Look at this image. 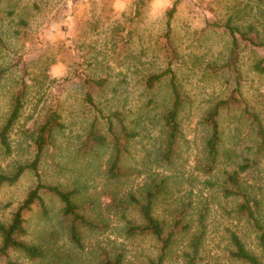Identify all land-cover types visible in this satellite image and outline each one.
I'll return each instance as SVG.
<instances>
[{"label":"rangeland","instance_id":"374dc122","mask_svg":"<svg viewBox=\"0 0 264 264\" xmlns=\"http://www.w3.org/2000/svg\"><path fill=\"white\" fill-rule=\"evenodd\" d=\"M139 1L0 0V69H6L0 77V124L20 77L28 84L27 100L10 133L11 153L5 155L0 150V171H10L16 163L33 159L31 133L46 108L57 107L65 127L42 157V179L78 187L80 199L89 207L84 212L97 223L81 233L82 248L75 246L68 238V221L60 214V202L43 193L47 214L33 205L24 215L23 238L45 247L50 244L52 252L60 248L72 264H100L116 251L123 254L122 264H148V259L156 256L159 243L150 236L127 234L123 217L140 221L136 210L124 211L110 203L111 193H117L120 200L128 193L140 199L148 175L155 172L168 175L166 192L156 202V214L171 218L185 205L183 223L191 226L176 234L164 264H186L183 254L190 251L191 233L197 229L198 211L203 207L206 232L194 264H245L230 254V231L236 232L264 263L257 231L235 213L239 199L225 197L223 190L230 186L226 171L237 169L245 159L255 160V130L243 106L256 112L264 126V71L254 68L263 56L261 50L243 45L239 52L242 101L240 107L224 109L220 115L223 140L218 163L210 173L203 169L202 151L208 136L203 117L234 87L232 76L217 68L228 54L229 37L221 27L207 23L223 22L232 11L243 19L258 15L263 23L264 5H257L255 0H180L171 20L173 57L165 32L166 11L174 0ZM167 67L174 71L184 97L178 156L170 166L158 161L161 113L170 103L169 81L163 77L153 88L146 86L148 75ZM84 78L105 80L101 86L88 88L96 105L105 112L122 111L128 129L137 133L126 143L124 167L129 174L118 189L107 174L110 137L102 146L82 147L84 132L94 117L83 102L87 90ZM103 122L100 130L105 134ZM256 161L239 177L259 198L264 231V154ZM34 184L33 173L25 172L16 183L0 186L1 221H9ZM8 254L0 264H8V259L19 264H53L48 255L32 260L18 251Z\"/></svg>","mask_w":264,"mask_h":264},{"label":"trees","instance_id":"16d2710c","mask_svg":"<svg viewBox=\"0 0 264 264\" xmlns=\"http://www.w3.org/2000/svg\"><path fill=\"white\" fill-rule=\"evenodd\" d=\"M180 0H174L166 11V32L165 39L167 49L170 54L175 57L176 51L171 42V20L174 17ZM257 5H264V0H255ZM139 2H142L139 1ZM137 3V5L139 4ZM138 11V7L137 10ZM253 16V15H252ZM209 27H221L229 37V51L225 60L218 65V69L222 72H228L233 80L234 87L226 98L218 100L211 108L207 110L203 117V122L207 126L208 136L204 140L203 145V169L206 173H210L217 165L220 155V146L222 144V129L220 125V115L224 109L240 107L242 99L239 97L242 86V77L239 67V52L243 45L257 48L263 52L254 64V68L262 72L264 71V22H260L258 15L250 18H239L237 11L229 12L223 22L213 21L207 23ZM6 71L5 68L0 69V77ZM163 77L167 78L170 85V103L161 113L162 141L158 149V161L161 164L172 165L174 158L178 156L177 146L179 138L182 134V125L180 120V112L183 106V94L179 90L175 73L170 67L159 73H153L147 76L146 86L153 88L156 82ZM17 89L12 93L11 104L6 113L3 122L0 124V150L5 154L11 153L10 133L19 119L24 104L28 97V84L24 78L20 77ZM104 79L84 78L83 83L86 87L84 93V104L90 111L94 112V117L90 121L82 138V147L102 146L110 139L111 152L108 160L107 174L110 180H115V189L119 188L122 180L128 176V170L124 167V155L127 152V142L132 140L137 133L130 131L126 125L124 114L120 110L104 111L99 108L88 90L92 85L101 86ZM243 111L250 118L252 127L255 130V160L245 161L238 165L237 169L226 171V181L229 187H224L225 197L238 198L235 207V213L239 217L244 218L257 231V240L260 250L264 253V231L260 214L259 198L240 182V173L244 172L250 164L256 163V159L264 154V126L259 115L252 111L248 105L243 106ZM43 117L35 125L31 133V141L35 151L31 161L25 163H16L10 171H0V186L12 185L16 183L25 172H31L35 176V184L26 193L23 200L17 205L8 222L0 220V259L8 258V253L18 251L29 259H45L48 255L51 257L53 264H72L67 254H62L61 249H52L50 244L32 243L24 240L26 235L24 215L30 211L33 205L41 208L42 213L47 214V204L43 198V193H48L61 204L60 214L65 218L68 229V238L72 244L82 248L81 233L85 228H95L97 223L93 222L84 212L86 204L80 199V190L78 187L62 186L61 184H50L44 182L40 172V163L46 150L55 142V136L62 131L65 123L62 121V113L57 107L50 106L44 111ZM103 120L106 133L100 130V122ZM168 175L160 173H150L148 175V183L144 186L141 198H137L134 193H128L127 198L118 199L117 193H111L112 203L119 209L127 211V209L136 210L139 216L138 222L131 221L123 217L127 222L126 232L129 235L150 236L159 247L154 258L148 259V264H164L166 254L170 248L176 234L179 231H188L190 224L183 223L186 206L181 205L176 214L171 218L159 216L156 214V202L167 189ZM95 202H93L94 204ZM92 204V205H93ZM91 211V208H90ZM206 207L198 211L197 229L191 233L189 247L190 251L184 252L186 264H194L199 253L200 244L205 236ZM125 216V213H122ZM105 225V224H103ZM51 237H55L53 233ZM229 240L233 248L230 251L232 257L242 261L245 264H264L259 255L246 247L241 237L233 231L229 233ZM123 254L116 251L113 257L106 256L101 260L100 264H122ZM8 264H19L10 259ZM55 262V263H54Z\"/></svg>","mask_w":264,"mask_h":264}]
</instances>
